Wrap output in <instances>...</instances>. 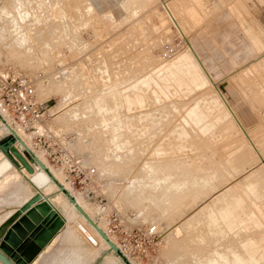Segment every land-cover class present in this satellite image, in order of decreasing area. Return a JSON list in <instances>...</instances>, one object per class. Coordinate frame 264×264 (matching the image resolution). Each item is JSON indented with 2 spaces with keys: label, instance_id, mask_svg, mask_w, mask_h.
<instances>
[{
  "label": "rangeland",
  "instance_id": "obj_1",
  "mask_svg": "<svg viewBox=\"0 0 264 264\" xmlns=\"http://www.w3.org/2000/svg\"><path fill=\"white\" fill-rule=\"evenodd\" d=\"M259 39L264 0H0V69L30 76L37 99L47 103L43 128L40 122L37 130L19 127L20 133L41 155L48 142L88 169L86 181L71 185L42 155L104 231L114 222L143 235L156 226L145 249L133 247L129 259L136 264H203L213 250L243 251L249 238L263 245L258 255L264 253ZM167 46L173 51L165 56ZM188 51L217 87L204 83ZM196 72L191 82L187 74ZM7 136L0 130V142ZM15 187L0 191V201L22 199L0 205V217L10 211L1 230L36 190L47 193V186L32 185L33 191L14 195ZM55 190L48 192L65 214L68 206ZM227 206L242 220L232 229L220 216ZM62 230L74 235L75 246L62 239ZM92 235L96 240L73 222L61 226L33 259H58L71 246L84 249V264H103L107 246ZM121 235L109 237L118 246Z\"/></svg>",
  "mask_w": 264,
  "mask_h": 264
},
{
  "label": "bare ground",
  "instance_id": "obj_2",
  "mask_svg": "<svg viewBox=\"0 0 264 264\" xmlns=\"http://www.w3.org/2000/svg\"><path fill=\"white\" fill-rule=\"evenodd\" d=\"M189 52V51H188ZM194 52V51H193ZM190 56H192L195 59V64H196V69L198 71V73L202 74L204 76V83H210L211 81L214 83V80L212 79L211 76H207L204 72L205 67L201 61V59L198 57V55L194 52L196 58L194 57V55H192L189 52ZM264 58V57H263ZM180 65V64H179ZM179 68V67H178ZM182 69V68H181ZM185 72H187L186 70H184ZM190 72V71H189ZM208 72V71H207ZM209 74V73H208ZM183 75H186L185 73H183ZM174 76L176 77H180V75L178 76L176 74V72L174 73ZM187 76H189L191 82L194 81L197 77V72L196 74H187ZM175 77V78H176ZM182 79V78H181ZM211 80V81H210ZM212 83V84H213ZM186 84V83H185ZM214 86L217 87V84L214 83ZM222 94V93H221ZM219 95V100L222 104V106H227V109H229L228 111H230L231 115H232V108L227 104L226 99L223 100V98L221 97L220 94ZM224 97V95H223ZM226 98V97H225ZM68 104V103H67ZM196 108V116L198 117L199 120L203 121L205 118V114L200 111V109L198 107ZM194 108V109H195ZM193 110V109H192ZM192 114V113H191ZM0 115H2L3 118H1L0 116V130L4 131L5 133H10L11 129L9 127V125H11V121L10 119L6 116V114L4 112H2V109L0 107ZM70 117H74L75 114H70ZM192 117V115H191ZM194 117V114H193ZM192 117V118H193ZM196 119V118H193ZM196 122V121H195ZM42 123V122H41ZM198 123V122H197ZM241 123V122H240ZM206 124V123H205ZM39 130L42 129L43 127V123L40 125H37ZM13 130L16 131V133L19 135V137L24 141V143L26 144V146H28L34 153L35 155L46 165V168L41 167L37 162H30L28 160V162L30 163V165L33 167L32 171L27 170L22 164H14L9 158L8 156L5 154V152L0 148V191L4 188L7 187L8 185H15L16 187L14 188V192H16L18 194V192H21L23 190H25V184L22 181V176H25L27 178V180H29V182H31L33 184V186H38V187H43V186H47L45 187L47 193L45 191H41V190H36V192L33 193V195L31 197L28 198V204L32 203V201L35 200V198L38 196V194H40L43 197L48 198V200L51 202V204L54 206L55 210L61 214V216L64 219V224L62 226H66V227H70L71 226V222H73V225L76 226L83 234L84 236H86V238H91L93 240H96V238L92 235V233L99 238L100 240H102V242H104L106 244V251L107 253H102L100 255L103 264H119L118 261H116L115 259H113V257L110 256V254H114V256H117L118 260L120 263L122 264H127L125 261H123V259H121L120 255L117 254L115 251H113V249H109V244L105 241V239L99 234V232L93 227V232L91 233L90 230H88L86 228V226H84L83 223H89L90 222L83 216V214L75 207V204L73 202H71L69 200V198L67 197V195L64 193V191L60 190L57 183L51 178L50 173L53 174L54 177H56L58 179V181L60 183L63 184V186L70 192V194L72 196L75 197L77 203L84 209V211L97 223V225L100 227V225L98 224L99 222L97 221L98 219H95L86 209L85 205L82 203V201L73 193L70 191L69 187L65 184L64 181L61 180L60 177H58L55 173V171H53V169L48 165V163H46V161L43 159L42 155L35 149V147H33V145L31 143H29L26 138L23 137V135L20 133V128L18 126L13 127ZM78 132V131H77ZM80 133V132H79ZM14 145L19 149V151L24 155V146L17 140L15 141ZM169 171V170H168ZM28 182V183H29ZM32 184H28V185H32ZM27 185V186H28ZM29 187V186H28ZM55 188L56 187V194H60L65 200L64 204L65 207L66 205L68 206L67 209L65 208L64 213L60 212L59 206H56L53 203L52 200V196L50 195V193L48 192L50 188ZM32 190V187L29 188ZM33 191V190H32ZM78 194H82L80 192H78ZM22 201L21 197L17 196V197H12V198H7V199H3V201H0V205H14L17 203H20ZM26 203V201H25ZM231 203V202H230ZM240 201L236 202V205L239 206L240 205ZM23 207V205H22ZM10 208V207H9ZM15 208V207H14ZM18 209V208H17ZM5 210V209H4ZM19 211H21L19 209ZM215 211V210H214ZM235 211V207H224L220 209V216L222 218V220L226 223L227 227L232 229L234 227H236L239 223V221H242L240 219L239 216H237L234 212ZM74 213L75 216H71V213ZM8 213H10V211H7V213H5V215H7ZM216 213V211H215ZM17 214V213H16ZM241 214V213H240ZM249 214V213H248ZM1 216L0 220L5 216ZM73 215V214H72ZM217 215V214H216ZM16 216V215H15ZM14 216V217H15ZM218 216V215H217ZM13 217V218H14ZM243 218V216H242ZM252 220H254V222L257 224L256 221V217L254 215H252ZM244 220V219H243ZM258 220V219H257ZM4 221V220H3ZM6 222V221H5ZM9 222V221H8ZM83 222V223H82ZM212 222H215V219H213ZM259 224V223H258ZM90 226V225H88ZM91 227V226H90ZM102 228V226H101ZM213 228V227H212ZM66 229V228H65ZM72 229V228H71ZM220 229V228H218ZM223 229V228H222ZM221 229V230H222ZM1 230V229H0ZM74 230V228H73ZM104 230V229H103ZM106 230V229H105ZM217 230V229H216ZM75 231V230H74ZM211 231V230H210ZM62 239H65L66 241H68L71 246H75V240L76 238L74 237V235L72 233H70V231H66V230H62ZM106 232V231H105ZM219 232V231H218ZM75 233V232H74ZM107 233V232H106ZM263 233V232H262ZM61 234V233H60ZM215 234V233H214ZM59 235V234H58ZM107 235H109L107 233ZM216 235V234H215ZM109 236H113V234H110ZM108 236V237H109ZM88 238V239H89ZM110 238V237H109ZM115 238V237H114ZM61 239V240H62ZM75 239V240H74ZM79 239V238H78ZM111 239V238H110ZM113 240V239H111ZM116 240V239H115ZM256 240V239H255ZM264 240V239H263ZM77 241V240H76ZM114 241V240H113ZM117 241V240H116ZM115 241V242H116ZM74 243V244H72ZM79 243V242H77ZM80 244V243H79ZM117 244V243H116ZM60 245V244H59ZM94 245V244H93ZM230 245V244H229ZM50 246V245H49ZM61 246V245H60ZM68 246V245H67ZM71 246L68 247V250H63L62 251V256H59L58 259H56V257L54 258H46L44 261H39L36 262L34 259H32L28 264H84L85 260H86V254L84 252V249L82 250V248L80 247H76L72 249H69ZM97 246V245H96ZM242 247H243V251L238 250V249H233V248H228L227 252H224V250H213L209 256L207 257L206 261L207 262H203V264H252V263H256L261 264V258L264 257V253H261L260 255H258V251L256 248H259V250H261L260 248H263V245L253 241L252 239H247L246 241H244V243H242ZM42 249V248H41ZM46 249V248H45ZM225 249V248H224ZM240 249V248H239ZM226 250V249H225ZM45 251V250H44ZM43 251V252H44ZM86 251V250H85ZM40 252V251H39ZM39 252L37 253V255L39 254ZM109 252V253H108ZM42 254V253H41ZM36 255V256H37ZM92 255V254H91ZM128 259L129 256L124 254ZM35 256V257H36ZM40 256V254H39ZM44 256V255H43ZM90 256V255H89ZM40 259V258H39ZM133 264H136V262H134V260H132L131 258L129 259ZM261 261V262H260ZM92 262V261H91ZM93 263V262H92ZM0 264H3L0 261Z\"/></svg>",
  "mask_w": 264,
  "mask_h": 264
},
{
  "label": "water",
  "instance_id": "obj_3",
  "mask_svg": "<svg viewBox=\"0 0 264 264\" xmlns=\"http://www.w3.org/2000/svg\"><path fill=\"white\" fill-rule=\"evenodd\" d=\"M1 118L3 117L1 116ZM10 129L11 132L8 136L0 142V148L8 158L14 164H22L29 171H32L33 167L28 160L37 162L41 167L46 168V165L26 146L16 131ZM17 140L24 146V155L14 145ZM50 176L57 183L59 189L64 191L69 200L75 204V207L105 239L109 244V249H113L127 264H133L108 237L107 233L84 211L63 184L52 173ZM63 224V217L55 210L48 198L38 194L32 203L17 213L5 229L1 230L0 261L3 264H28ZM97 263L98 261L95 264Z\"/></svg>",
  "mask_w": 264,
  "mask_h": 264
},
{
  "label": "built area",
  "instance_id": "obj_4",
  "mask_svg": "<svg viewBox=\"0 0 264 264\" xmlns=\"http://www.w3.org/2000/svg\"><path fill=\"white\" fill-rule=\"evenodd\" d=\"M172 51L173 48L167 46L163 53L166 56ZM0 107L12 124L26 131L32 128L37 130L35 125L43 121L47 103L37 99L34 82L30 76L0 69ZM42 149L46 159L52 165L57 164V167L63 172L65 179L71 185L87 180L89 171L79 163V159L72 157L71 154L63 155V152L58 154L57 151L50 149L48 142ZM115 219L116 217H114ZM118 230L122 233L117 240L119 250L123 254L132 256L134 253L133 247L145 249L146 242H150V235L156 232V226H148L144 235L121 228L117 225V222L112 225L109 224L108 227L106 226V232L109 234H113Z\"/></svg>",
  "mask_w": 264,
  "mask_h": 264
},
{
  "label": "crops",
  "instance_id": "obj_5",
  "mask_svg": "<svg viewBox=\"0 0 264 264\" xmlns=\"http://www.w3.org/2000/svg\"><path fill=\"white\" fill-rule=\"evenodd\" d=\"M257 48H258V50L262 51L261 52L262 54L260 56L261 57H264V41L263 40H261V39L257 40ZM28 182H29V180H26V183L27 184H25V186L26 187L29 186L31 188L33 184L31 182H29V183ZM28 184H32V185L30 186ZM13 193H14V195L16 194V192H13ZM15 197H17V196H15ZM8 198H12V197H8ZM5 199H7V197H5Z\"/></svg>",
  "mask_w": 264,
  "mask_h": 264
}]
</instances>
